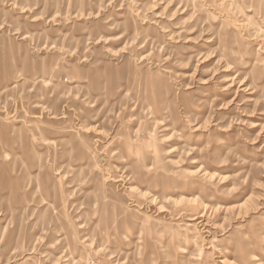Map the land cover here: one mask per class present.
I'll return each instance as SVG.
<instances>
[{
    "label": "rangeland",
    "instance_id": "1",
    "mask_svg": "<svg viewBox=\"0 0 264 264\" xmlns=\"http://www.w3.org/2000/svg\"><path fill=\"white\" fill-rule=\"evenodd\" d=\"M0 264H264V0H0Z\"/></svg>",
    "mask_w": 264,
    "mask_h": 264
}]
</instances>
